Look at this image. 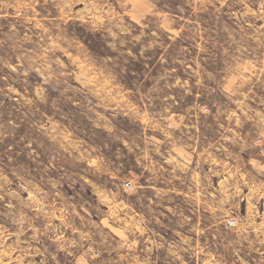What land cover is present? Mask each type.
<instances>
[{
  "label": "clouds",
  "instance_id": "1",
  "mask_svg": "<svg viewBox=\"0 0 264 264\" xmlns=\"http://www.w3.org/2000/svg\"><path fill=\"white\" fill-rule=\"evenodd\" d=\"M0 264H264V0H0Z\"/></svg>",
  "mask_w": 264,
  "mask_h": 264
}]
</instances>
